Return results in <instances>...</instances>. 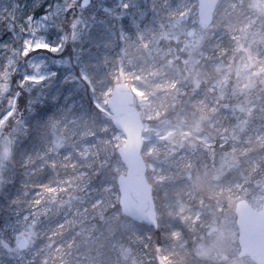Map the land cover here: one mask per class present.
Returning <instances> with one entry per match:
<instances>
[{"label": "rangeland", "instance_id": "374dc122", "mask_svg": "<svg viewBox=\"0 0 264 264\" xmlns=\"http://www.w3.org/2000/svg\"><path fill=\"white\" fill-rule=\"evenodd\" d=\"M103 2L122 17H104L91 29L84 54L67 67L72 77L53 87L47 115L0 128V194L17 177L31 186L0 226V264H37L47 230L50 264H150L156 247L169 264H253L236 256L234 206L242 199L255 209L262 204L264 0H221L207 29L197 23L195 0H161L159 16L153 11L147 19L137 0ZM181 17L182 32L173 29ZM117 82L131 87L144 124L156 231L132 225L115 207L116 177L126 173L116 149L125 138L106 117V104ZM220 92L226 97L216 98ZM13 148L25 156L20 175ZM46 168L55 181L41 180ZM47 216L56 225L39 229ZM20 233L31 238L23 252L15 246Z\"/></svg>", "mask_w": 264, "mask_h": 264}, {"label": "snow or ice", "instance_id": "6c2138e0", "mask_svg": "<svg viewBox=\"0 0 264 264\" xmlns=\"http://www.w3.org/2000/svg\"><path fill=\"white\" fill-rule=\"evenodd\" d=\"M122 14L103 0H11L0 5V36L10 33L0 40V128L46 116L53 87L72 77L67 67L84 54L91 29L104 17Z\"/></svg>", "mask_w": 264, "mask_h": 264}, {"label": "water", "instance_id": "95a60500", "mask_svg": "<svg viewBox=\"0 0 264 264\" xmlns=\"http://www.w3.org/2000/svg\"><path fill=\"white\" fill-rule=\"evenodd\" d=\"M219 0H196L197 21L204 28L211 26ZM113 127L124 135V143L116 152L126 168L125 174L116 177L118 206L122 216L134 224L144 223L157 228L158 220L152 196V185L146 177L147 165L142 156L144 124L134 105V94L127 83H115L106 104ZM262 204L253 208L247 201L235 203L238 258H249L254 264H264V177L261 184ZM29 238L25 234L16 237V249L25 251ZM156 264H167L156 247Z\"/></svg>", "mask_w": 264, "mask_h": 264}, {"label": "trees", "instance_id": "16d2710c", "mask_svg": "<svg viewBox=\"0 0 264 264\" xmlns=\"http://www.w3.org/2000/svg\"><path fill=\"white\" fill-rule=\"evenodd\" d=\"M159 1L161 0H137V3L136 5L138 6H143L141 7L142 9H147V16H146V19L149 17L150 15V12H153V11H156V16H159V11H158V3ZM221 2V0H220ZM219 2V3H220ZM127 3V2H126ZM219 5V4H218ZM263 7V5L261 6V8ZM259 10V9H258ZM261 11H263L261 9ZM151 16V15H150ZM173 18H171L170 20H172ZM122 21V20H121ZM127 21H130V19L128 17H125L123 18V24H127ZM181 23L182 24V27H177L176 26V23ZM184 19L181 17L178 21H176L175 25L173 26V29L176 30V31H181L184 30ZM187 55L184 54L183 57H186ZM177 59H179V61L181 62L180 60V57L179 56H175ZM186 59V58H185ZM203 86V84H202ZM203 89H205V87L203 86ZM221 90H223L221 88ZM219 90L218 89H214V92H218ZM222 92L219 93V97H216V98H220L222 96L226 97L225 95L221 94ZM221 95V96H220ZM224 101H226L228 104L232 105L234 104L233 101H229L227 98L226 100H224V98H221V101L220 103L222 104ZM219 107H221L219 105ZM196 115V114H195ZM207 125H204L203 123L201 124V133L204 134L205 131L204 129H206ZM3 133L4 135H9L10 132H8L7 130H3ZM215 143V141H214ZM24 146L31 149V144L29 142V140H26L25 142H23ZM216 144H214L212 146V150L213 148L215 147ZM219 155V152H216L215 156H218ZM12 156H13V159H14V166H13V171L17 174V175H20L17 170H23L24 169V163H25V160H24V154L20 155V149H12ZM204 156V155H203ZM56 174L53 173L51 170L49 169H44L41 173V180L45 181V179H49L51 181H55L56 180ZM147 176H148V173H147ZM18 181H14V183L12 184H5V187L4 188V192L6 193H10L11 190H14L16 192V196L13 198H10V196L8 195L7 197L5 196V193H1L0 194V226L2 225V222H6V220L10 221L12 219V212H11V209H12V204H17L19 203H23L24 199L26 196H30L31 195V190H30V187H28V184L27 182H22V179L20 177H17ZM148 179L150 181V178L148 176ZM17 183H21L20 185L23 184V186H17V187H13V185H16ZM18 190V191H17ZM115 207L119 210V206H118V202L115 203ZM40 212V211H39ZM47 218L50 220L51 218L47 216ZM126 219V218H124ZM95 221V223H94ZM45 221V217L43 218V221H42V217H40L38 219V228L39 229H43L44 226L49 225L50 226H55L56 223H57V220H50L49 222H46ZM93 224L95 225L94 227L97 228V231L100 230V227H101V223L99 220H97L96 217H93ZM133 225V224H132ZM142 225V224H141ZM134 226H139V225H134ZM103 227V226H102ZM120 226L117 224L116 227H115V235L118 236V235H121L122 234V229L121 227L119 228ZM135 227V228H137ZM74 230V227L71 228V231ZM154 231L158 230L157 229H153ZM60 234V233H59ZM128 234V233H127ZM157 235V234H156ZM155 235V236H156ZM50 236V230H47L45 233L42 232L40 233V239L38 240V242L40 243L43 242L44 243V247H43V250H40L39 251V254L38 256L35 258V261L37 262V264L41 263L39 260L40 259H45V262H43V264H50V257H52V253L50 251V245L48 244V237ZM132 237V236H131ZM36 239L38 238H33L34 241H36ZM131 240V239H129ZM46 242V243H45ZM36 247V246H35ZM38 248V247H37ZM41 248V247H40ZM95 248L94 245H91V250H93ZM188 253H190V251H188ZM155 254H156V250H155V253L153 255H151V260H149L150 264H156V261H155ZM89 257V255H88ZM90 258V257H89ZM47 259V260H46ZM34 264V263H32Z\"/></svg>", "mask_w": 264, "mask_h": 264}]
</instances>
